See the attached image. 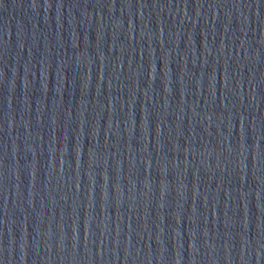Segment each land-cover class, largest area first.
Listing matches in <instances>:
<instances>
[{
	"label": "water",
	"instance_id": "95a60500",
	"mask_svg": "<svg viewBox=\"0 0 264 264\" xmlns=\"http://www.w3.org/2000/svg\"><path fill=\"white\" fill-rule=\"evenodd\" d=\"M0 264H264V0H0Z\"/></svg>",
	"mask_w": 264,
	"mask_h": 264
}]
</instances>
